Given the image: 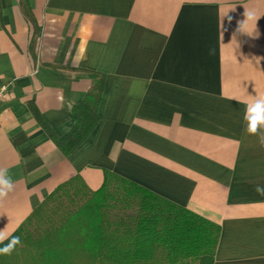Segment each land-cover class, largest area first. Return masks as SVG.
<instances>
[{
  "label": "crops",
  "instance_id": "1",
  "mask_svg": "<svg viewBox=\"0 0 264 264\" xmlns=\"http://www.w3.org/2000/svg\"><path fill=\"white\" fill-rule=\"evenodd\" d=\"M0 0V200L12 234L60 183L104 170L216 223L212 264H264V147L244 132L264 93V0ZM245 9L259 17L244 21ZM257 33H259L258 36ZM212 50L213 54H209ZM104 75L98 122L70 153L54 143Z\"/></svg>",
  "mask_w": 264,
  "mask_h": 264
},
{
  "label": "trees",
  "instance_id": "2",
  "mask_svg": "<svg viewBox=\"0 0 264 264\" xmlns=\"http://www.w3.org/2000/svg\"><path fill=\"white\" fill-rule=\"evenodd\" d=\"M23 3L24 14L32 20ZM88 74L93 82L72 106L73 124L66 134L56 135L35 110L65 154L99 119L104 75ZM12 235L20 236L21 244L11 255L0 256V264H212L219 226L104 170L95 190L78 174L58 184Z\"/></svg>",
  "mask_w": 264,
  "mask_h": 264
},
{
  "label": "clouds",
  "instance_id": "3",
  "mask_svg": "<svg viewBox=\"0 0 264 264\" xmlns=\"http://www.w3.org/2000/svg\"><path fill=\"white\" fill-rule=\"evenodd\" d=\"M244 21L240 22L237 31H242L248 22L257 23L259 17L255 12L245 9ZM257 33L256 36H258ZM209 54H213L210 50ZM244 132L249 137H255L261 147H264V93L254 95L250 102L245 104L244 113ZM14 190V181L9 175L7 168H0V200L6 199ZM255 192L264 196V186L257 184ZM7 240V243L4 241ZM0 256L11 255L16 246L21 244V238L17 235H12L7 228L0 230Z\"/></svg>",
  "mask_w": 264,
  "mask_h": 264
},
{
  "label": "built area",
  "instance_id": "4",
  "mask_svg": "<svg viewBox=\"0 0 264 264\" xmlns=\"http://www.w3.org/2000/svg\"><path fill=\"white\" fill-rule=\"evenodd\" d=\"M10 83H0V102H2L7 93H8V89H9Z\"/></svg>",
  "mask_w": 264,
  "mask_h": 264
}]
</instances>
